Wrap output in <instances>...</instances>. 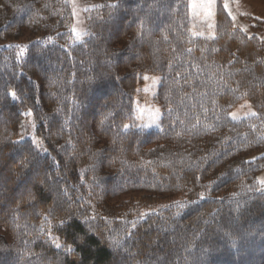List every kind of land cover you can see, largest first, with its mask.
Here are the masks:
<instances>
[{
	"label": "trees",
	"instance_id": "trees-1",
	"mask_svg": "<svg viewBox=\"0 0 264 264\" xmlns=\"http://www.w3.org/2000/svg\"><path fill=\"white\" fill-rule=\"evenodd\" d=\"M109 4L73 44L69 0H0V264H264V193L249 190L264 171V35L236 28L222 0L212 38L190 33L189 0ZM14 45L29 46L19 60ZM143 73L162 77L161 126L122 133ZM244 99L257 116L232 121ZM29 110L47 152L21 138ZM176 201L179 215L164 207ZM138 207L149 215L132 229ZM93 212L75 256L46 235L76 246Z\"/></svg>",
	"mask_w": 264,
	"mask_h": 264
},
{
	"label": "rangeland",
	"instance_id": "rangeland-1",
	"mask_svg": "<svg viewBox=\"0 0 264 264\" xmlns=\"http://www.w3.org/2000/svg\"><path fill=\"white\" fill-rule=\"evenodd\" d=\"M72 8V18H71V28H76L78 31H87V18L86 12L84 9H89L104 2L114 3L116 0H69ZM223 4L227 3L228 7L225 8L230 17L232 19L233 25L236 28H239L246 32L249 35H264V0H222ZM201 0H196V3L199 4ZM218 2L219 0H214V3L211 6H207L204 8H196L192 7L193 0H189V14L191 19L190 25V33L193 35L194 32H203L204 36H194V37H214L217 33V12H218ZM75 7V15L74 13ZM211 12L212 15L209 16L208 12ZM212 25V27H209ZM84 38V37H83ZM144 76H148L150 78H159V83L152 87V79L145 80ZM162 77L159 74L155 73H143L140 75L138 80L137 89H140L138 92L136 89L134 104H133V117L126 124H139L141 121L137 119V112L135 111L137 102L146 109L145 112V121L147 120V110L159 108L162 113V107L157 100V94L159 90V86L161 84ZM146 87L150 88V91H143ZM153 92L155 95H153ZM243 106V107H242ZM249 111L256 112L254 106L248 99H244L237 106H235L230 113H236L240 117H245V114ZM257 113V112H256ZM162 118V115H161ZM35 121L31 115H27L25 120L21 125V138L30 137L32 140L35 138L39 141H42L35 134ZM161 126V119L159 122ZM23 126V127H22ZM153 125L147 130H157L160 128ZM136 129V128H131ZM43 147H45L42 141ZM44 152V151H43ZM264 178V171L259 174V179ZM116 202V201H115ZM151 209L149 205V210ZM141 209L136 208L135 211ZM148 208L145 207L141 212H147Z\"/></svg>",
	"mask_w": 264,
	"mask_h": 264
},
{
	"label": "snow or ice",
	"instance_id": "snow-or-ice-1",
	"mask_svg": "<svg viewBox=\"0 0 264 264\" xmlns=\"http://www.w3.org/2000/svg\"><path fill=\"white\" fill-rule=\"evenodd\" d=\"M213 3H214V0H201V2L199 4H197L196 0H193L192 7L194 9H196V8H204V7H207V6H211ZM94 7L95 8H101V7L116 8V7H118V5L117 4H109V5H97V6H94ZM224 7L225 8L228 7L227 3H225ZM84 10L88 11V9H84ZM73 14L75 15V7H74V13ZM230 14L231 13H229V15ZM208 15L211 16L212 13L209 11ZM209 27H212V25H209ZM144 28H145V21L140 20L139 21V34L141 35V37L143 35ZM71 31L73 33V35L71 37V40H72L73 44H75L77 42H82L83 37L90 35L89 32H87V31H78L74 27L71 29ZM193 36H204V33L203 32H194ZM206 38H212V37H206ZM52 40H53V38L50 37V36L47 38V42H52ZM37 43H41V42H37ZM10 47H15V48L19 49V51L17 53V59L19 60L20 58L23 57L24 53L26 52V50L28 49L29 46L28 45H24V46L14 45V46H10ZM214 51H216V50L214 49ZM188 52H191V49H188ZM171 69H172V65L170 64L169 65V70L171 71ZM176 75L180 76V73H177ZM143 79H145V80L152 79V87L153 88L155 87V85L157 83L160 82L159 78H150L148 76H144ZM218 85H219V87L221 89L224 87V85L221 84L219 81H218ZM137 91L139 92L140 89H137ZM143 91L148 92V91H150V88L146 87ZM230 91L235 92L236 90L232 89ZM8 95L13 100L18 99L17 94L15 92H11ZM153 95H155L154 92H153ZM166 99H167V97H166ZM57 111H59V109H57ZM135 111L137 112V119H139L141 121V123H139V124L133 123L131 125H129V124L123 125V128L121 129L122 133H127L131 128H136V129H139V131L144 132V131H146L147 129H149L153 125H155L157 127L160 126L159 122H160L162 113H161V110L159 108L148 109L147 110V120L146 121H145L146 109L143 108L138 102L136 104ZM172 111H173V109L169 108L168 109V114L171 115ZM205 111H207V109H205ZM31 114L32 113H31L30 110L25 113V115H31ZM230 116H231L232 121H239V120H241L243 118H248V119L254 118V117L257 116V113L253 112V111H249L248 113L245 114V117H240L236 113H230ZM177 119H179V117H177ZM181 123H183V121H181ZM198 124H199V120L197 121V125ZM197 125H193V127H197ZM32 126L35 127L34 124ZM177 135H179V133H177ZM225 139H228V138L226 137ZM69 143H71V141H69ZM113 143H115V140L113 141ZM33 144H35V146H36L38 151H41V150L44 151V152L48 151L47 148L43 147L42 141H39V140L34 138L33 139ZM93 155L97 156V157H101V156L104 155V152L102 150L99 153H93ZM97 162L100 163V164L104 163L103 159H100ZM109 162H111V161H109ZM58 163L59 162L55 161V158H53V164L55 165V164H58ZM149 163H151V162H149ZM89 170L94 172L95 171V166L93 165L92 168H90V169H81L80 170V175L83 176V174L85 172L89 171ZM222 178L223 177H221V179ZM93 180H98V178L94 176ZM258 184H259V188L258 189H251L250 188L249 190L250 191L251 190H259L262 193H264V178L259 179ZM206 187H208V186H206ZM39 195H40L39 191L33 192L31 190H27V196H28V198L30 200H38ZM65 195H67V189H65ZM233 195L235 196V194H233ZM22 196H23V194H22ZM199 198L201 200L205 199L206 198L205 197V193L204 192L199 193ZM191 203H195V201H192ZM173 206L176 207L177 210H178L176 212V215H179L180 214L179 210L183 209L186 205L182 201H176V202H174V205H166L164 207H173ZM51 212H52V210L49 209V215L51 214ZM148 215H149L148 212H140L136 220L126 221V223H129L131 225V228L134 229V228H136L137 223L140 220H143ZM212 215L214 216L215 213H213ZM77 218H79V217H74L71 213H69L65 220H61L59 222L58 226L61 227V228H70V227H72L74 220L77 219ZM80 219L82 220V223L88 225V229L82 236H77L75 238L76 241L79 242L76 246H74L73 244L62 243L60 241L59 237L51 235V230H50L51 226L50 225H49V230L46 233V235L49 236V238L51 239L52 244L57 249H63L64 253L67 254V255L75 256L76 255V251H77V247H82L83 245L87 244V241L89 239V233H92V231H93L92 222L97 219V214H95V212H93L92 215H90V216L85 215V216H83ZM105 219H107V218H105ZM45 220L47 222V216L45 217ZM126 231H127L128 237L130 238L131 235H132L131 230H126ZM41 232H44V228L43 227L41 228ZM225 236H227L229 238V241H230V244H231L232 247L235 248L239 244V240L237 238H235L232 235L231 232H226ZM110 246L112 248H121V247H123V241L121 239H119V238H117V239H111L110 238ZM186 251H189V250L186 249ZM207 252H208V250H204V254H207ZM77 264H79V262H77Z\"/></svg>",
	"mask_w": 264,
	"mask_h": 264
}]
</instances>
